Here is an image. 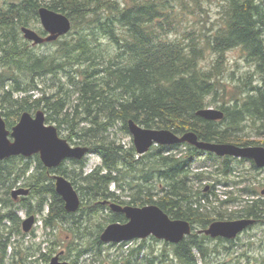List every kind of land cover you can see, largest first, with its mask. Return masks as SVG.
<instances>
[{
  "label": "trees",
  "instance_id": "trees-1",
  "mask_svg": "<svg viewBox=\"0 0 264 264\" xmlns=\"http://www.w3.org/2000/svg\"><path fill=\"white\" fill-rule=\"evenodd\" d=\"M211 4V0H0V114L6 127L10 130L25 111L35 113L43 109L47 114L45 121L58 122V133L62 124L70 122L72 133L66 139L77 137L78 145L87 146L88 153L101 158V164L85 174L81 171L83 158L68 159L80 168L73 177L77 191L82 192L77 210L81 213L79 219L77 212L66 211L51 176L52 173L66 175L62 170L64 161L47 168L38 154H34L40 169L31 172L22 184L29 188V194L16 200L7 195L0 199V207H6L5 213L0 214V226L7 228L3 221H8L10 229L19 233V217L12 207L18 203L28 207L29 212L32 199L38 204V212L42 213L45 206L48 208L42 217L45 229L54 230L59 224L67 223L75 236L78 233L81 236L83 212L95 215L99 209L109 207L108 202L132 206L155 204L170 218L184 219L191 225L189 235L178 243H170L172 261L177 264L206 261L209 252L205 242L211 238L201 231L215 218L207 210L205 201L211 204L209 195L197 198L191 185V174L201 181L204 172L190 171L194 159L204 151L182 143L153 145L148 153L137 155L134 147L112 138L110 132L120 125L128 134V120L132 119L143 127L166 128L176 134L193 131L204 141L257 145L259 142L240 133L248 125L264 145V75L257 84L244 83L252 85L244 96L217 106L224 113L221 120H207L196 113L217 102L219 75L228 50L239 48L259 66L264 63V0H222L219 17L214 20L210 19ZM42 5L66 14L71 20V30L66 35L46 42L55 46L46 53L37 52L21 33L22 26L35 25L38 33L46 34L37 26L38 8ZM47 76L52 77L51 86L43 84ZM52 86L55 90L50 93L46 87ZM66 108L72 109V118L69 112L62 114ZM75 117L80 120H74ZM79 122L86 125L79 127ZM181 145L185 150L173 153ZM204 153L214 156L211 152ZM26 158L19 155L0 161V191L7 194L28 170L27 162L22 169L16 168L17 162ZM221 158L226 167L223 175L228 176L233 171L231 157ZM144 159L150 165L140 168ZM251 162L253 169H264ZM132 171H137L138 176L133 175V179H140V183L127 181ZM11 175L15 176L14 182L7 187ZM125 182L129 189L135 190L128 200L121 202L119 195L109 191V186L114 183L124 189ZM223 184L227 186L229 180L225 178ZM254 190L245 187L241 191L252 195ZM93 199V206L88 207L87 203ZM234 201L242 206L230 211L227 218H252L253 224L264 223V199L240 198L230 192L219 204ZM217 213L216 220H221L224 212ZM124 220L123 214L115 212L109 222ZM218 239L233 242V239ZM2 242H7V237L0 232V245ZM50 245L55 242L51 241ZM76 245L79 248L68 247L69 252H76L72 264L87 252L102 256L99 234L93 242ZM46 246L49 253L40 252V256L48 261L54 248L48 243ZM141 248L116 264H131ZM142 261L167 264L169 254L152 253Z\"/></svg>",
  "mask_w": 264,
  "mask_h": 264
},
{
  "label": "rangeland",
  "instance_id": "rangeland-1",
  "mask_svg": "<svg viewBox=\"0 0 264 264\" xmlns=\"http://www.w3.org/2000/svg\"><path fill=\"white\" fill-rule=\"evenodd\" d=\"M211 13L210 19L214 20V18H218L219 6L222 0H211ZM217 12V15H216ZM209 22L206 24L209 26ZM40 25V22L37 26ZM188 23H186V26ZM37 27L34 25L33 29L35 30ZM80 30V26H78V31ZM37 52L46 53L55 48L52 44L45 43L44 45H34ZM225 66L223 67L222 73L219 75L220 79V92L217 95V102L213 103L208 107L217 108V106L221 105L222 102L228 103V100L234 97H242L247 92L246 89L250 88L252 85L245 86V82H249L252 84H257L262 76L264 75V63L259 66L255 60H250L246 57L245 53L239 49L234 48L228 50L225 55ZM206 61H210V57H207ZM63 81L65 78L63 77ZM46 83V84H45ZM43 84L45 86H51L53 84L52 77L47 76L43 79ZM50 93H53L55 88L52 86L50 89L46 87ZM37 94V93H36ZM42 110L43 109H38ZM37 110V111H38ZM72 109L66 108L63 110L62 114L65 112H69V118L73 117ZM44 112V111H43ZM34 115L35 113H31ZM45 114V113H44ZM47 114H45L46 118ZM61 115H55V118ZM63 116V115H62ZM79 116V115H78ZM74 120H80V118L75 117ZM46 124H52L55 127L58 125L57 121H45ZM71 123H64L61 125L59 130V135L62 138L66 139V136L71 132ZM86 123L79 122V127L85 126ZM57 128V127H56ZM58 131V129H57ZM245 135V137L249 139H253L257 143V145H262L261 137L256 136L251 126H244L243 131L240 132ZM110 136L112 138H117L118 141H121L127 147H134L132 136L130 133L126 134L120 129V125L110 132ZM67 140V139H66ZM70 145H78L79 141L77 137H73L72 140H67ZM185 147L181 145L176 149L172 150L173 153L184 151ZM153 151V150H151ZM136 152V151H135ZM149 152V151H148ZM147 152V153H148ZM149 157V156H148ZM221 157H218L214 154V156H210L207 153H201L196 157L192 163L190 168L191 173L204 172L203 180L198 181L199 179H194L191 174L192 180L191 185L193 192L198 194V196L209 195V201L211 204L206 202L207 210L210 211V214L213 218L218 219V211L222 210L224 212L221 220H228L226 216L232 210H236L241 208V202H231L226 203L225 205H220V199H226L230 192L232 194L239 196L240 198H261L264 199V194L261 193L264 190V169L255 170L252 168V162L249 159H245L244 161H240L239 158L231 157L230 167L232 168L231 174L228 176H224L222 170L226 168L224 164H222ZM82 161L84 162V166L81 171L83 174L91 171L95 167L101 164V158L94 153H88ZM28 163V170L21 174V177L18 181H15L12 188L6 194L4 191H0V199L5 198L6 195L11 197V191L14 188L23 187L22 184L26 181L28 175L31 172L36 171L38 166V161L35 155L27 157L23 162H17L16 168L22 169L24 163ZM12 165L11 163H9ZM14 165V164H13ZM150 161L144 159V162L139 165L140 168L149 166ZM62 170H65L66 175H64L67 179H69L73 184V177L75 173H79L78 164H74L71 160H66L62 164ZM21 172V171H20ZM22 173V172H21ZM59 173H52V177L55 178L54 175ZM133 175H137V171L131 173L130 176L127 177V181L133 182V184L140 183V179H133ZM14 175H11V180L7 181L5 186H9L11 182H14ZM225 178L229 180V184L225 186L223 181ZM55 181V179H53ZM235 181H241L240 183L234 184ZM10 182V183H9ZM74 188L77 191L78 184L74 183ZM127 183H124V189H119L114 183L109 186V191L115 192V194L119 195V200L123 202V200H128L130 198L131 192L135 189H129ZM245 187L251 188L254 190L252 195L243 194L241 191ZM207 188V189H206ZM79 197L81 199L82 192L77 191ZM81 195V196H80ZM100 202V201H99ZM203 203H205L202 200ZM94 204V199L87 203L88 207H92ZM121 204V203H120ZM32 208L28 212V207H23L16 203L12 208L16 209V214L19 217V233H15V230H11V224L8 221H3L7 228H3L0 226V232L7 237V242H2L0 245V264H48L51 257L56 255L57 253L62 251V255L60 258L62 260H66L72 262L76 259V252L68 251V247L75 245L78 243L84 244L85 242H93L94 238L97 234L103 231V229L110 223V215L112 216L113 212L109 207L99 209L95 215H89L86 212L82 213V221H81V236L78 233L76 236L72 234L71 230H69V225L67 223L59 224L58 228L54 230L45 229L43 227L42 217L47 214L48 208L45 206V209L42 213L38 212V204L35 203L34 199L31 200ZM121 205H126L125 203ZM1 205L0 214H4L6 211V207ZM214 206V207H213ZM89 211V210H88ZM76 215H80L81 213L76 211ZM29 215H34L36 217V223L32 227L29 232H23L21 228V222L23 219L28 217ZM236 219V218H234ZM127 219L120 223H125ZM119 222V221H115ZM102 226V229L99 231V226ZM195 229V231H198ZM99 231V232H98ZM9 233V234H8ZM82 237V239H80ZM211 238V237H210ZM49 247L54 248L53 252H50V259L45 261L43 257L40 256V252H47L49 250L46 246L47 243ZM229 240V239H227ZM55 242V245H50V242ZM81 241V242H80ZM5 243V244H4ZM142 247L139 253L132 259L131 264H145L142 263L143 259L150 254H169V263L167 264H177L176 261H172V246L169 242L164 240L157 239L153 236L146 237L144 239H132L129 241H122L119 243H104L102 247V256L94 255L92 252H87L83 254L77 261L76 264H116L117 261L123 260L124 258H128V255L134 251L136 248ZM78 247V246H77ZM79 248V247H78ZM205 248L209 252V255L206 257L205 262H201L200 264H264V223H255L248 228L244 229L240 234H238L235 238H233V242L221 241L218 238H211L206 240ZM124 264L123 262H121Z\"/></svg>",
  "mask_w": 264,
  "mask_h": 264
},
{
  "label": "water",
  "instance_id": "water-1",
  "mask_svg": "<svg viewBox=\"0 0 264 264\" xmlns=\"http://www.w3.org/2000/svg\"><path fill=\"white\" fill-rule=\"evenodd\" d=\"M38 18L45 35L31 27L22 26L23 37L33 45L52 42L66 35L71 30V20L62 13L47 6L38 8ZM197 115L207 120H221L224 116L220 108L206 107L198 110ZM128 130L132 136L134 149L138 155L149 151L153 145H174L187 143L204 152H211L219 157L249 159L259 168H264V145H237L228 142L204 141L193 131L176 134L166 128H146L132 119L128 120ZM88 153L84 145H70L62 138L57 128L45 123V114L38 110L32 115L23 112L18 122L9 130L0 114V161L11 156L30 157L38 154L42 164L47 168L59 166L67 159H82ZM55 191L64 201L68 212H76L80 206V197L72 182L65 176L55 175ZM264 194V190L261 191ZM29 188L18 187L11 191L16 200L27 196ZM106 203V201L104 202ZM113 212L121 213L125 223L112 222L100 233L102 242L119 243L132 239H144L153 236L169 243H178L191 233V225L184 219H173L155 204L144 206L121 205L108 202ZM254 223L252 218L214 220L201 232L211 238L233 239L244 229ZM35 224V216L29 215L21 222L23 232H29ZM62 251L51 257L48 264H72L62 260Z\"/></svg>",
  "mask_w": 264,
  "mask_h": 264
},
{
  "label": "bare ground",
  "instance_id": "bare-ground-1",
  "mask_svg": "<svg viewBox=\"0 0 264 264\" xmlns=\"http://www.w3.org/2000/svg\"><path fill=\"white\" fill-rule=\"evenodd\" d=\"M24 197V196H23Z\"/></svg>",
  "mask_w": 264,
  "mask_h": 264
},
{
  "label": "flooded vegetation",
  "instance_id": "flooded-vegetation-1",
  "mask_svg": "<svg viewBox=\"0 0 264 264\" xmlns=\"http://www.w3.org/2000/svg\"><path fill=\"white\" fill-rule=\"evenodd\" d=\"M207 189V188H206Z\"/></svg>",
  "mask_w": 264,
  "mask_h": 264
}]
</instances>
